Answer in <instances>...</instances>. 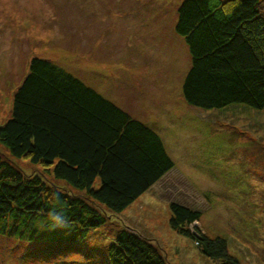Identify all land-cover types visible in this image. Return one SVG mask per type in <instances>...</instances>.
<instances>
[{"label": "rangeland", "instance_id": "obj_1", "mask_svg": "<svg viewBox=\"0 0 264 264\" xmlns=\"http://www.w3.org/2000/svg\"><path fill=\"white\" fill-rule=\"evenodd\" d=\"M178 3L0 0V125L29 60L37 57L154 129L174 164L123 214L105 212L106 225L91 233L93 241L61 254L43 235L29 242L0 236V264H106L102 245L123 226L152 240L168 264H214L169 228L173 202L198 210L194 225L223 238L239 264H264V110L204 111L183 102L180 82L188 60L172 28ZM16 165L45 176L26 160ZM47 174L48 181L69 189Z\"/></svg>", "mask_w": 264, "mask_h": 264}, {"label": "trees", "instance_id": "obj_2", "mask_svg": "<svg viewBox=\"0 0 264 264\" xmlns=\"http://www.w3.org/2000/svg\"><path fill=\"white\" fill-rule=\"evenodd\" d=\"M177 1L173 32L188 60L183 102L204 111L264 110V0ZM134 117L59 65L32 57L0 125V236L43 235L69 253L93 241L105 212L123 214L148 193L174 164L159 134ZM22 160L83 195L43 173L26 174L16 165ZM49 208L64 213L63 227L47 226ZM168 211L169 228L201 255L239 264L223 238L194 225L198 210L173 202ZM151 241L123 226L102 245L106 264H168Z\"/></svg>", "mask_w": 264, "mask_h": 264}, {"label": "clouds", "instance_id": "obj_3", "mask_svg": "<svg viewBox=\"0 0 264 264\" xmlns=\"http://www.w3.org/2000/svg\"><path fill=\"white\" fill-rule=\"evenodd\" d=\"M57 211L53 212L51 211V208L48 209V215H47V226L56 229V228H61L65 225L66 223V216L64 213L56 208Z\"/></svg>", "mask_w": 264, "mask_h": 264}, {"label": "crops", "instance_id": "obj_4", "mask_svg": "<svg viewBox=\"0 0 264 264\" xmlns=\"http://www.w3.org/2000/svg\"><path fill=\"white\" fill-rule=\"evenodd\" d=\"M169 22H171V20L169 21ZM169 24V26H170V23H168ZM173 28V27H172Z\"/></svg>", "mask_w": 264, "mask_h": 264}]
</instances>
